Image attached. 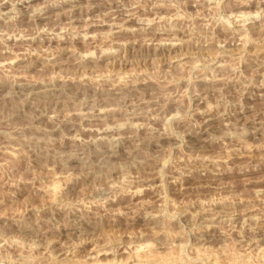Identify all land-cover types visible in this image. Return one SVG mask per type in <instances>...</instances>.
Listing matches in <instances>:
<instances>
[{"label":"rangeland","instance_id":"1","mask_svg":"<svg viewBox=\"0 0 264 264\" xmlns=\"http://www.w3.org/2000/svg\"><path fill=\"white\" fill-rule=\"evenodd\" d=\"M0 264H264V0H0Z\"/></svg>","mask_w":264,"mask_h":264}]
</instances>
